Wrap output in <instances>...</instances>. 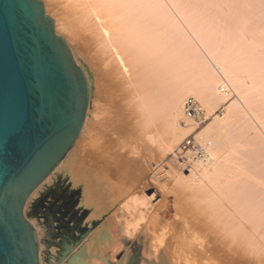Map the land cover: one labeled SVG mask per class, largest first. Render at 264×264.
Masks as SVG:
<instances>
[{"label": "bare ground", "instance_id": "6f19581e", "mask_svg": "<svg viewBox=\"0 0 264 264\" xmlns=\"http://www.w3.org/2000/svg\"><path fill=\"white\" fill-rule=\"evenodd\" d=\"M42 1L92 86L82 131L52 175L59 171L69 181L75 205L90 212L89 226L100 225L75 250H68L62 264H264L262 185L255 191L257 184L255 189L241 184L254 178L244 168L242 152L253 140L228 138L232 129L249 125L240 102L227 107L225 119L214 118L207 126L215 138L201 144L205 155L195 163L201 169L200 181L190 183L192 169L182 178L180 186L194 201L189 207L193 216L158 215V207L157 215L130 219L137 204L132 195L141 188L133 174L147 155L173 150L186 135L178 122L187 96L211 109L226 99L220 89L224 77L238 101L253 104L250 97L261 86L248 85L242 61L250 60L251 51L263 53L258 44L264 42V0H244L254 9L237 19L236 51L222 58L211 54L217 70L183 35V15L197 11L199 20L211 23L209 16H201L203 11L221 9L224 15L234 0ZM202 33L198 35L207 45ZM49 178L25 207V217L37 232L40 264H46L45 226L27 211Z\"/></svg>", "mask_w": 264, "mask_h": 264}, {"label": "water", "instance_id": "95a60500", "mask_svg": "<svg viewBox=\"0 0 264 264\" xmlns=\"http://www.w3.org/2000/svg\"><path fill=\"white\" fill-rule=\"evenodd\" d=\"M92 86L42 0H0V264H40L33 191L85 123Z\"/></svg>", "mask_w": 264, "mask_h": 264}, {"label": "rangeland", "instance_id": "374dc122", "mask_svg": "<svg viewBox=\"0 0 264 264\" xmlns=\"http://www.w3.org/2000/svg\"><path fill=\"white\" fill-rule=\"evenodd\" d=\"M232 2L233 3L229 7L225 8L227 9V12H224L225 13L224 15L220 13L221 9L219 11L218 9H213L208 7L205 11H203V14L201 16H203L204 19L205 17L206 18L210 17L211 23L206 22V24H204L205 21L202 22L201 19L199 20V18L201 17L199 18L197 17L198 16L197 15L198 13L196 14L197 11L195 12L192 11L195 14L186 12L185 14L188 15L185 14L183 15L184 16L182 21L183 35L186 37H190V39L194 42L196 48L199 50L198 52L214 68L217 67L215 65L217 63L214 62L215 59L211 57L212 56L211 54L216 53L218 54L219 57L221 56L222 58L228 53H233V50L234 52L236 51L235 48L237 49L236 43L238 41L236 39L235 25L239 22L238 20L240 19V17H242V15L244 16L246 14H249L250 11H252L250 9H254L252 8V2L248 4H245L246 2L244 3V0H234ZM245 6H247L245 8L246 10L244 9ZM255 10L259 11L256 8ZM233 11L235 12V14H233L234 13ZM193 16L196 17L193 18ZM196 18L200 22L196 21ZM189 19L190 20L193 19V20L190 21ZM194 19L195 22H193ZM229 20H232L233 22L231 21L232 22L231 23L229 22ZM190 22L193 24H191ZM208 25L212 29L209 28L208 30L209 27ZM204 27H206L207 30L204 29ZM198 31H200V33ZM201 31L203 32L202 35H204V37L205 35L208 37V39H206L208 40V42L206 41L207 45L203 43V40H201L198 35L201 34ZM205 32H209V33L205 34ZM224 36L225 37L230 36V37L224 39ZM209 39L212 40L209 42ZM258 45H259L258 51L262 50L261 52L263 53L260 52L258 53L257 50L254 52L251 51L250 53H252L253 56H250L249 58L250 60L242 61V65L244 67L243 68L244 73L246 76L245 81L248 83V85H251V83H253L255 85L259 84L258 86H261L260 87L261 90L259 89V87H258L259 90L256 88L255 92L252 94L254 96L250 97V100H252L251 98H253V100L251 101V103L253 104L251 106L242 104L241 101L237 100L238 96L235 92L234 97L228 101H226V99L223 100L221 99L220 103L214 105V107H211V109H207L206 107H204L209 114H213V117L210 120H208L206 123L202 124L194 133H196L197 138L201 144L206 141L213 142L215 138V132H213L211 129H208L207 126H209V124L214 121V118H218L219 120L225 119L227 117L226 114H228L227 107L233 104L234 101H235L234 103H236V101L237 103L240 102L239 104H241V106L243 107L241 108L244 111L245 114L244 116L246 117L245 119H247L246 121L249 123L248 126L252 128V131L251 129H249L247 125L243 124V127L240 125L241 127L238 126L235 130L232 129L231 131H229L228 138L233 142L236 140H241V141L243 140L244 142L247 139L249 140V142L250 140H253L250 142L251 148L249 147L250 148L249 149L248 147H245L242 152L245 155L244 156L245 170L251 172L253 174V177L254 178L257 177V178L256 179L253 178V180H249L250 183L247 181L248 180L247 179L245 180L246 183L241 182V184H245V186L253 185L254 186L252 187L253 189H255V185L257 184L256 186L257 189H255V191L259 190V188L262 185V187L260 188V192L262 193L261 195L263 197L262 198L263 200L264 199V195H263L264 193V185H263L264 184V92H263L264 91V42H261ZM208 49L210 51H208ZM254 54L257 55L254 57ZM258 54H260V56ZM257 56H259L261 61L258 60L259 58ZM257 64H259V66ZM215 69L217 70V68ZM245 69L248 70L247 73ZM251 73L252 75H250ZM251 78H254V80ZM258 93H260L261 95ZM189 96H187V98ZM243 105H245V107ZM222 112L226 113L224 117L220 116ZM192 125L193 122L185 117L184 108H183V114L178 122V126L185 132L186 135L177 144V147H174L173 150L165 151L163 155H158V154L147 155V157L144 158L143 161L141 162V165L137 168V172L133 174V176L137 179V181H139L140 183L139 185L141 186V188L136 189L134 194L132 195V197H134L137 201L135 208L136 210L132 214H130L131 218L129 217L131 221L133 220L132 222H134L137 217H149L152 216L154 213H155L154 215H157L156 213L158 212V210L159 212H161V213L158 212V215L165 213L166 215L171 216L173 218L176 217V215L178 217H181L182 215L193 216L194 213L189 209V207L192 206V203L194 201L186 194V190H184L185 187L184 186H183L184 188L182 187L183 184L181 182H182V178L184 177V174H188V170L186 168L188 164H190L191 166L190 169L194 171L190 179V183L192 182L193 176H195L196 174L202 176L201 169H199L198 165H196L197 164L196 162L200 157L196 155L194 156L191 153L183 154L180 151V146L182 145L184 139L195 130V127ZM204 131L208 132L207 133L208 135H206ZM210 131L212 132L210 133ZM200 135H202V137ZM256 139H258L257 140L258 142H256ZM244 150L246 151L244 152ZM254 174L256 175V177L254 176ZM51 175L49 178L51 180V183L50 180H48L49 182H47L41 194L31 202L27 214L30 217L36 219L37 221L44 223L46 234L42 238V250L46 264H62L67 257L66 255L70 254V251L68 250L70 248L75 250V248L78 245H80L82 241H84L85 238L90 235V233H92L94 230L98 228L100 223L94 222L92 226H89V224L87 223V217L89 216L90 212L85 208H81L80 206L77 207L75 205L73 200V194L75 192H73V189L69 184V181L67 182V179H65L64 176L59 171H56L55 174H53L54 176ZM55 176L57 177L54 178ZM180 184L182 185L180 186ZM251 186L249 187L251 188ZM145 204L147 206L148 205H153V206L144 209L142 205ZM204 205L205 202L203 201L202 206ZM141 210H143V212L138 213V211ZM137 245L138 243H135L133 247L135 248ZM123 255L124 254H121V256H118V258L121 259Z\"/></svg>", "mask_w": 264, "mask_h": 264}, {"label": "built area", "instance_id": "2783aa9c", "mask_svg": "<svg viewBox=\"0 0 264 264\" xmlns=\"http://www.w3.org/2000/svg\"><path fill=\"white\" fill-rule=\"evenodd\" d=\"M222 79L223 81L220 89L222 94L226 97V101H228L234 97L235 92L226 79L224 77ZM184 115L188 120L193 122L192 126L195 127V130L184 139L180 146V151L183 154L191 153L194 156L202 157L205 155V150L194 132H196L202 124L210 120L213 117V114H209L197 98L190 96L184 103ZM224 115L225 113L223 112L220 114L221 117H224ZM186 168L189 170L191 168L190 164H188ZM192 181L194 183L199 182V174L193 176Z\"/></svg>", "mask_w": 264, "mask_h": 264}]
</instances>
